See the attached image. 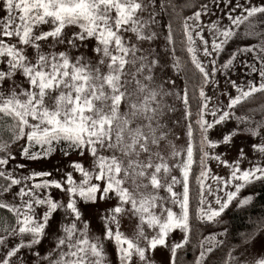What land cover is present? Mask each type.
I'll return each mask as SVG.
<instances>
[{"label": "snow or ice", "instance_id": "6c2138e0", "mask_svg": "<svg viewBox=\"0 0 264 264\" xmlns=\"http://www.w3.org/2000/svg\"><path fill=\"white\" fill-rule=\"evenodd\" d=\"M0 11V264H113L106 245L115 264H183L193 240L192 264H264V214L245 231L225 223L264 186V0ZM240 134L256 139L251 158L216 152ZM16 154L64 167L24 173Z\"/></svg>", "mask_w": 264, "mask_h": 264}, {"label": "rangeland", "instance_id": "374dc122", "mask_svg": "<svg viewBox=\"0 0 264 264\" xmlns=\"http://www.w3.org/2000/svg\"><path fill=\"white\" fill-rule=\"evenodd\" d=\"M4 13L2 11H0V16H2ZM214 18V17H213ZM223 59V58H221ZM241 68L239 66V64L237 65V68L235 70V72L231 75L232 79H237L238 76L241 74ZM218 80H219V87L220 88H224L225 87V78L223 76H219L218 74ZM177 84L182 86V83L179 79H177ZM208 94L211 95V90L208 91ZM177 115H179V113H177ZM235 122L232 121L229 124V127L234 126ZM213 139L216 138V134L213 133L212 136ZM256 139L252 138L250 136H246L244 134H240L238 136H236L234 138L233 144L232 146L228 147L227 149L221 145L218 146V148L216 149L217 153L223 152L225 154V157H227L230 161L233 159H236L238 157L239 154V150L242 148L243 151L245 153L249 154V157L251 158L252 156V149H251V145L252 143H255ZM13 152H16V149L13 148ZM259 157H257L258 159ZM69 159H79V157L77 156H71ZM16 164H23L25 167L20 169L21 172L26 173L29 170H53V174L54 176H56V178H59L60 173L55 171V168H62L64 167V165L61 163V161L59 160H52L51 163H32V162H28L26 160H24L23 158H21L18 154H16ZM244 165H242L243 167ZM209 167L211 168L212 172L214 174H219V175H225L226 169L223 168V166H218L215 162H211L209 164ZM194 178L190 176V186L194 185ZM190 211H191V205H190ZM86 217L89 215H92V212H86ZM124 223L127 225L126 228H122V230H125L127 235H131L132 234V229L134 227L133 224L129 223L127 220L124 221ZM92 228H93V232L96 235H99V225L96 222L95 219H93L92 221ZM200 232L203 233L204 235H207L208 233L206 232H202V229H200ZM180 233L179 231L176 232V235L173 237V239H177L180 237ZM49 242L47 240H45L40 246H39V251L41 252V254L44 253V251L46 250V248L48 247ZM197 246V245H196ZM238 246V245H236ZM197 248V247H196ZM106 251L108 252L110 258H112L113 260V264H115V258L114 255L112 253V247L111 245H106ZM179 251V250H178ZM198 254V249L195 252L194 256ZM164 253L163 252H157L156 253V258L157 261L163 259Z\"/></svg>", "mask_w": 264, "mask_h": 264}, {"label": "trees", "instance_id": "16d2710c", "mask_svg": "<svg viewBox=\"0 0 264 264\" xmlns=\"http://www.w3.org/2000/svg\"><path fill=\"white\" fill-rule=\"evenodd\" d=\"M248 194H252L254 196L255 206H245L247 208L246 212H239V210L233 209L235 215L230 214L232 218L225 221V223L229 224L237 231H245L247 226L250 225L252 219L264 214V186L257 184L255 186V192ZM196 247V242L193 240L184 249L178 251L179 259L183 262V264H192V259L198 249Z\"/></svg>", "mask_w": 264, "mask_h": 264}]
</instances>
